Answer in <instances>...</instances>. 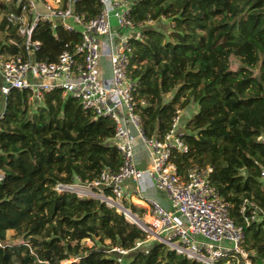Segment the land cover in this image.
<instances>
[{"label": "trees", "instance_id": "trees-1", "mask_svg": "<svg viewBox=\"0 0 264 264\" xmlns=\"http://www.w3.org/2000/svg\"><path fill=\"white\" fill-rule=\"evenodd\" d=\"M77 8L91 19L101 5L80 0ZM11 10L18 11L14 3L0 0V50L17 55L20 48L10 40L21 37L7 20ZM132 17L154 22L143 39L132 41L129 68L139 82L135 100L144 133L163 136L178 110H194L181 125L189 151L174 152L171 161L182 176L193 165L212 167L213 186L235 223L245 225V200L264 209V0H135ZM163 17L173 25L167 30L157 25ZM56 33L39 25V60L56 61L65 44L80 40L63 29ZM30 98L14 91L0 116V264H117L120 258L122 264H199L148 240L145 230L104 202L56 193L60 182H91L105 169H120L116 123L96 118L59 90ZM124 206L135 215L146 212L129 201ZM9 231L23 241L10 243ZM244 231V248L262 264L264 222Z\"/></svg>", "mask_w": 264, "mask_h": 264}, {"label": "built area", "instance_id": "built-area-1", "mask_svg": "<svg viewBox=\"0 0 264 264\" xmlns=\"http://www.w3.org/2000/svg\"><path fill=\"white\" fill-rule=\"evenodd\" d=\"M4 1L7 5L14 3L18 9L9 11L7 20L18 27L21 37L20 43L10 40L20 48L19 54L8 55L0 50V98L4 103L14 91H26L34 101L59 90L63 98L76 99L84 111L92 112L96 118L109 117L116 123L114 141L123 159L120 169H105L91 182L79 178L71 183L60 182L55 192L99 200L124 214L123 203H133L134 195H139L136 188L130 197L125 183L132 181L138 185L147 171L171 207L168 210L155 200L137 198L149 211L147 223L140 219L146 225L142 229L149 234L148 240H157L199 264H253V255L244 248V229L264 222V209L245 200L241 208L245 225H237L231 217L229 203L212 184V167L193 165L186 176L179 173L171 161L173 153L189 151L184 141L186 133L179 130L181 110L165 135L148 137L144 133L135 100L139 82L130 76L129 68L132 41L143 39L144 28L154 22L134 21L135 0H111L112 9L105 0H99V14L91 19L78 10L80 0ZM41 24H47L54 33L63 29L70 35H79L80 40L65 44L56 61L39 60L42 42L36 35ZM55 39L58 40L57 33ZM104 58L109 61L108 75L99 71ZM136 142L145 146L151 160L146 169L139 168ZM260 181L264 190V166ZM248 207L250 215L245 214ZM141 244L137 243V247ZM115 250L122 255L128 253Z\"/></svg>", "mask_w": 264, "mask_h": 264}, {"label": "rangeland", "instance_id": "rangeland-1", "mask_svg": "<svg viewBox=\"0 0 264 264\" xmlns=\"http://www.w3.org/2000/svg\"><path fill=\"white\" fill-rule=\"evenodd\" d=\"M106 2H107V4L109 5V7H110V9H112V6H111V0H105ZM5 17V13H2V12H0V22L2 21V19ZM159 24H157V25H159V26H163V29H165V30H167L168 28H169V26H170V23H169V21L168 20H161V21H159L158 22ZM153 25H154V23H153ZM3 39H4V37H3V35H2V32L0 31V44H1V42L3 41ZM232 65H233V67H238L239 66V62L235 59V58H232ZM99 71H103V73L104 74H106V75H108L109 73H110V67H109V61H108V59L107 58H104L102 61H101V66H100V68H99ZM4 108H5V103H4V101H3V99H1L0 98V116H1V114L3 113V110H4ZM193 112H194V110H191V111H182V120L183 121H188L189 119H191V117H192V115H193ZM151 163V160H149V164ZM146 179H150V175H149V173L146 171L145 172V174H144V178L141 180V187H142V189H144L145 190V180ZM133 194H130V197L132 196ZM135 197V199H133V203H137V204H141V205H145L142 201H140L139 199H137V198H139V197H136L137 195H134ZM125 203V202H124ZM124 203H123V205H124ZM149 212V211H148ZM137 215H139V216H141L140 214H138V213H136ZM136 215V216H137ZM126 217V216H125ZM127 218V220L128 221H130V222H132L133 223V220H131L130 218H128V217H126ZM141 219L145 222V223H147L148 222V220H149V218H146V215H142L141 216ZM7 238H8V240H9V242L10 243H12V244H14V243H17V242H19V241H23V238L22 237H20V238H17L16 237V234H15V232H13V231H9L8 233H7ZM88 246H91L92 245V243L90 242V241H87V242H85ZM252 255H253V264H260V258H259V256H258V254L256 253V252H252L251 253ZM63 264H70V262H65V263H63ZM117 264H122V263H118L117 262ZM262 264H263V262H262Z\"/></svg>", "mask_w": 264, "mask_h": 264}, {"label": "crops", "instance_id": "crops-1", "mask_svg": "<svg viewBox=\"0 0 264 264\" xmlns=\"http://www.w3.org/2000/svg\"><path fill=\"white\" fill-rule=\"evenodd\" d=\"M182 123H183V120L181 119V124H180L179 130L182 132H185V130L182 129V126H181ZM136 157H137L139 168L146 169L149 166L148 152H147L145 146H143V144H141V142H136ZM136 188L139 189V191L137 190V193L139 195L136 196V197H139V199L155 200L162 207H164L168 210H171L170 204L166 198L165 193L158 190L155 187L151 178L145 180V190L142 189V187H141V181L138 183V185H136L132 181H127L125 183L126 193H128L129 195L132 194ZM138 205H139L138 207L145 209L144 205H141V204H138ZM145 211L146 212L144 213V215H146V218H149V216H148L149 212L146 209H145ZM263 264H264V261H263Z\"/></svg>", "mask_w": 264, "mask_h": 264}, {"label": "water", "instance_id": "water-1", "mask_svg": "<svg viewBox=\"0 0 264 264\" xmlns=\"http://www.w3.org/2000/svg\"><path fill=\"white\" fill-rule=\"evenodd\" d=\"M124 215L126 217H132L133 219V223L138 225L139 227L143 228V229H146V225L143 221H141L139 218H137L130 210L126 209L125 212H124Z\"/></svg>", "mask_w": 264, "mask_h": 264}]
</instances>
